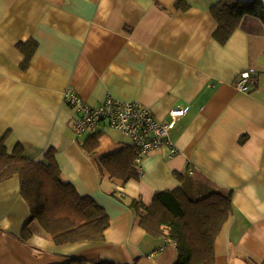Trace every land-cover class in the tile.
Here are the masks:
<instances>
[{
  "label": "crops",
  "instance_id": "1",
  "mask_svg": "<svg viewBox=\"0 0 264 264\" xmlns=\"http://www.w3.org/2000/svg\"><path fill=\"white\" fill-rule=\"evenodd\" d=\"M215 0H0V138L41 160L54 149L62 178L107 212L104 240L57 243L21 193L0 181V264H175L177 245L139 225L133 200L187 185L195 198L232 192L233 212L215 241L214 264H264V22L245 16L226 41L214 36ZM249 1V0H241ZM264 2V0H263ZM36 41L27 68L21 42ZM254 69L258 84L239 90ZM72 90L89 105L139 101L172 123L169 146L144 155L139 178L113 177L101 158L132 144L101 123L96 149L77 134ZM186 107L173 119L171 111ZM180 175L182 177H180ZM31 234L23 236L29 223Z\"/></svg>",
  "mask_w": 264,
  "mask_h": 264
},
{
  "label": "trees",
  "instance_id": "2",
  "mask_svg": "<svg viewBox=\"0 0 264 264\" xmlns=\"http://www.w3.org/2000/svg\"><path fill=\"white\" fill-rule=\"evenodd\" d=\"M176 6L186 9L188 4L186 0H177ZM210 11L217 21L214 36L221 42L233 35L245 16H255L264 22L263 0H215ZM18 46L25 54L22 66L27 68L38 43L21 42ZM100 134L94 132L86 140L89 152L96 149ZM137 153V147L128 144L102 157L101 164L113 177L124 181L138 179ZM14 175L19 176L21 193L30 205V222L37 220L55 242L104 240L110 226L109 215L91 196L81 195L62 178L54 149L48 150L43 159L32 160L26 157L21 144L9 151L2 136L0 181ZM130 207L137 212L139 225L149 234L164 236L177 245L175 264H214L215 241L233 212V200L232 192L216 190L195 198L185 184L174 190L157 191L150 205L133 200ZM30 222L24 228L25 237L31 234ZM87 263L85 258L74 256L63 264ZM97 264L119 263L99 261Z\"/></svg>",
  "mask_w": 264,
  "mask_h": 264
},
{
  "label": "built area",
  "instance_id": "3",
  "mask_svg": "<svg viewBox=\"0 0 264 264\" xmlns=\"http://www.w3.org/2000/svg\"><path fill=\"white\" fill-rule=\"evenodd\" d=\"M258 84L254 69L242 72L236 80V87L241 91H251ZM65 101L74 106L77 118L74 128L77 134L97 131L101 123L111 126L131 138L138 149L137 163L144 155L164 146H169L172 153L177 150L169 139L172 123H162L150 108L139 101H119L108 98L97 106L89 105L80 95L71 89L64 94ZM186 107H177L171 111L173 119L184 115Z\"/></svg>",
  "mask_w": 264,
  "mask_h": 264
}]
</instances>
